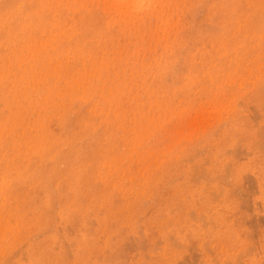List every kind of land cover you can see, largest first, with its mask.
Masks as SVG:
<instances>
[{
    "label": "rangeland",
    "instance_id": "1",
    "mask_svg": "<svg viewBox=\"0 0 264 264\" xmlns=\"http://www.w3.org/2000/svg\"><path fill=\"white\" fill-rule=\"evenodd\" d=\"M0 264H264V0H0Z\"/></svg>",
    "mask_w": 264,
    "mask_h": 264
}]
</instances>
